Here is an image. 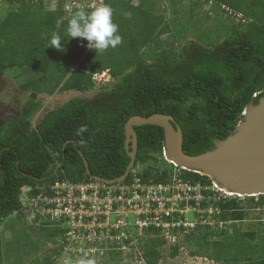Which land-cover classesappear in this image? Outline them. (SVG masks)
Segmentation results:
<instances>
[{
  "label": "trees",
  "instance_id": "trees-1",
  "mask_svg": "<svg viewBox=\"0 0 264 264\" xmlns=\"http://www.w3.org/2000/svg\"><path fill=\"white\" fill-rule=\"evenodd\" d=\"M2 1L8 10L0 16V77L12 68L22 70L23 74L16 75L20 88L36 96L86 93L95 88L94 74L105 71L112 83L101 84L91 96L67 100L36 123L32 120L41 109V100L29 98L0 126V231L11 214L24 215L23 188L39 193L58 179H90L80 153L92 176L108 180L121 176L130 161L124 132L130 117L173 116L182 129L183 150L197 155L233 133L246 106L257 104L263 96L264 0L192 1L190 8L211 2L220 23L179 47L166 37L171 30L158 5L160 0H137L136 4L134 0H105L113 9L122 43L97 55L80 38L62 42L65 51L46 47L54 33L67 39L71 17L60 0L53 8H46L44 0H25L20 9L15 0ZM184 1L168 0L172 5ZM222 6L232 12L227 13L225 22L217 16L220 10L225 11ZM235 15L241 18L235 20ZM214 32L213 42H200L203 34ZM134 130L137 152L133 170H138L143 180H168L174 166L162 157L163 129L143 125ZM67 141L72 142L65 144ZM58 163V171L51 175ZM183 177L212 183L207 175L189 170H183ZM218 205L222 209L219 217L224 220L242 221L248 217L249 207L261 209L259 232L201 228L184 238L188 253L217 264H264V194L234 196ZM35 229L41 247L63 231L46 225ZM164 244L159 237L146 240V264L161 263ZM179 251L180 245L171 246L168 255L176 257ZM11 254L0 248V264L12 260ZM21 262L22 258L13 264ZM29 262L51 264L48 255H35Z\"/></svg>",
  "mask_w": 264,
  "mask_h": 264
},
{
  "label": "built area",
  "instance_id": "built-area-1",
  "mask_svg": "<svg viewBox=\"0 0 264 264\" xmlns=\"http://www.w3.org/2000/svg\"><path fill=\"white\" fill-rule=\"evenodd\" d=\"M23 1L15 0L14 4L20 8ZM50 1L55 7L58 0ZM60 1L67 14L69 9L91 10L105 2ZM222 8L232 14L228 8ZM99 75L94 74L95 85ZM162 157L174 166L166 181L143 180L137 175L138 170L132 169L130 179L123 182L58 179L39 193L23 188L22 211L29 215V222L37 227L46 225L63 230L54 241L45 243L51 264H61L65 256L71 257L75 264L82 259L93 264H146L144 245L150 237H159L164 246H181L187 235L201 228L225 229L238 223L219 217L222 209L218 202L233 195H227L213 182L184 179L186 169L169 160L164 147Z\"/></svg>",
  "mask_w": 264,
  "mask_h": 264
},
{
  "label": "rangeland",
  "instance_id": "rangeland-1",
  "mask_svg": "<svg viewBox=\"0 0 264 264\" xmlns=\"http://www.w3.org/2000/svg\"><path fill=\"white\" fill-rule=\"evenodd\" d=\"M192 1L196 0H186L181 4L178 3L174 5L168 2V0H160V2L158 3L161 10L164 11L168 26L171 30L170 34L166 37L170 39V41H174L173 46L175 47H179L188 40L198 39V34L202 33L203 30H213L220 23H217V20L215 19V6L212 3H205L201 6H195L194 8L191 7V9L190 4ZM134 2V4H136L137 0H134ZM53 6L54 4L52 3V1L49 0V2H45L46 8H52ZM7 10V3L0 0V16L4 15ZM227 13V11L225 12L223 10H220L217 16L221 18L223 22H225V18L229 17V13ZM198 27L200 28L199 32H191L194 28ZM216 35V32L211 34H203L200 42L204 44L211 43L213 42V40H215ZM175 37H179L178 40L180 41L176 42ZM20 73L23 74L22 70L18 68H12L8 70L6 74L0 77V126L3 125L8 119H11L13 116H15L18 113V110L22 103H24L29 98L41 100V109L37 112V114L33 117L32 120L33 123H36L38 119L43 116L46 112L62 105L69 99L75 97L91 96L99 89L100 86L97 87V84L99 85L102 83H106L107 85H110L112 83L110 76L105 71L100 73L99 76H97V83L95 88L87 91L86 93H81L77 91H67L56 92L51 96H47L45 94H40L36 96L30 91H23L20 88L18 79L16 78V75ZM22 74L20 76H22ZM23 78V76L20 77L21 80ZM245 115L246 111L243 112L242 119L240 121H244ZM21 198H24L23 192L21 194ZM247 205L250 206L249 203H247ZM28 217L29 215L27 214V212L24 213V215L19 213H13L5 219V224L1 225L0 239L2 245L0 248L9 249L10 253L13 254V258H11L12 260L5 259L4 264H13L14 261H17L18 259L21 260V258L22 264H29L31 258H34L35 255H38V258H43V256L47 255L48 251L46 250L45 244L41 247L42 241L38 235L37 229H35L37 228V225H32V223L29 222ZM262 221L263 213L261 209L249 207L248 217L245 220L238 221V223H235V225L231 227L227 225V228L229 232L232 230V228H237L244 232H259V222ZM39 247H41L40 250ZM37 248L39 250H37L38 252L35 251V249ZM162 251L164 252V257L160 264H217L204 257L191 256L188 253V248L186 247V245L183 244H181L180 251L176 257L172 258L168 255V246H164Z\"/></svg>",
  "mask_w": 264,
  "mask_h": 264
},
{
  "label": "water",
  "instance_id": "water-1",
  "mask_svg": "<svg viewBox=\"0 0 264 264\" xmlns=\"http://www.w3.org/2000/svg\"><path fill=\"white\" fill-rule=\"evenodd\" d=\"M244 111V121H239L233 133L224 140L216 141L212 149L197 155H189L183 150L182 129L173 116L163 113L148 117L132 116L124 126L125 149L130 158L125 172L111 180L92 176L80 153L86 174L105 183L125 181L135 165L137 134L134 127L156 125L164 131L166 157L177 166L199 174L205 172L203 175H207L213 183L238 196L264 194V93L257 104H248ZM69 142L72 141L65 144ZM60 165L55 166L51 175L56 174Z\"/></svg>",
  "mask_w": 264,
  "mask_h": 264
},
{
  "label": "clouds",
  "instance_id": "clouds-1",
  "mask_svg": "<svg viewBox=\"0 0 264 264\" xmlns=\"http://www.w3.org/2000/svg\"><path fill=\"white\" fill-rule=\"evenodd\" d=\"M69 12L71 18L66 28L67 39L54 33L46 47L51 46L58 51H65L62 42L80 38L85 40L87 48L94 50L97 55L122 43V37L118 34V25L113 21V9L110 5L101 2L91 10L80 7L75 11L69 9ZM61 264H73V261L71 257L65 256ZM79 264H93V262L82 259Z\"/></svg>",
  "mask_w": 264,
  "mask_h": 264
},
{
  "label": "bare ground",
  "instance_id": "bare-ground-1",
  "mask_svg": "<svg viewBox=\"0 0 264 264\" xmlns=\"http://www.w3.org/2000/svg\"><path fill=\"white\" fill-rule=\"evenodd\" d=\"M202 174H206L205 172H201ZM217 185V184H216ZM218 186V185H217ZM221 190H223L227 195H235L236 193L230 192L227 188H222L218 186Z\"/></svg>",
  "mask_w": 264,
  "mask_h": 264
},
{
  "label": "crops",
  "instance_id": "crops-1",
  "mask_svg": "<svg viewBox=\"0 0 264 264\" xmlns=\"http://www.w3.org/2000/svg\"><path fill=\"white\" fill-rule=\"evenodd\" d=\"M133 3H135V2H133Z\"/></svg>",
  "mask_w": 264,
  "mask_h": 264
},
{
  "label": "flooded vegetation",
  "instance_id": "flooded-vegetation-1",
  "mask_svg": "<svg viewBox=\"0 0 264 264\" xmlns=\"http://www.w3.org/2000/svg\"><path fill=\"white\" fill-rule=\"evenodd\" d=\"M96 86V85H95ZM99 87V86H98Z\"/></svg>",
  "mask_w": 264,
  "mask_h": 264
}]
</instances>
